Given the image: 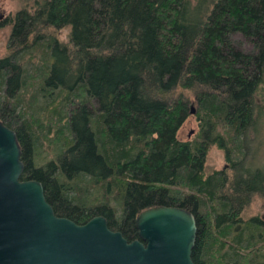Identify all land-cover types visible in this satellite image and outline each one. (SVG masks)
<instances>
[{"label": "trees", "instance_id": "16d2710c", "mask_svg": "<svg viewBox=\"0 0 264 264\" xmlns=\"http://www.w3.org/2000/svg\"><path fill=\"white\" fill-rule=\"evenodd\" d=\"M30 6L11 16L0 57V85L19 106L12 126L19 178L39 180L45 194L60 188L81 204L93 195L99 214L120 209L117 222L148 205L184 207L195 217L194 264H264V224L239 219L252 194L264 193V164L245 163L261 113L256 96L264 93V0ZM235 32L249 50L233 45ZM35 57L43 62L27 79L22 65ZM191 96L197 138L178 139ZM212 145L227 166L205 173Z\"/></svg>", "mask_w": 264, "mask_h": 264}, {"label": "water", "instance_id": "95a60500", "mask_svg": "<svg viewBox=\"0 0 264 264\" xmlns=\"http://www.w3.org/2000/svg\"><path fill=\"white\" fill-rule=\"evenodd\" d=\"M16 133L0 121V264H194V214L156 204L139 210L128 241L102 215L83 224L56 216L37 179H20ZM144 241V242H142Z\"/></svg>", "mask_w": 264, "mask_h": 264}, {"label": "rangeland", "instance_id": "374dc122", "mask_svg": "<svg viewBox=\"0 0 264 264\" xmlns=\"http://www.w3.org/2000/svg\"><path fill=\"white\" fill-rule=\"evenodd\" d=\"M32 2L33 0H0V57L4 55L7 51L6 46L9 42L11 16H13L15 11L24 4L31 8L30 5L32 4ZM66 32L67 27H63L58 29L57 35L59 38H65ZM230 38L236 48L244 51L250 49L249 42L241 34L236 32L232 33L230 35ZM42 62L43 61H41L38 57H35V59L31 58V60H28L26 63H24V65H22L23 68L25 67L24 70H26L25 74L27 76V79H32V77L35 76V73L33 72L34 67L40 65ZM29 85H31V82ZM33 86H36V84H34ZM2 93L0 90V95ZM256 97L259 104H261V113L255 124L256 130H250V133L248 134L249 137L252 138V150L251 154H249L250 158H247L245 163H247L246 165H250L249 163L251 162V165L253 166H260L264 164V93L259 91ZM191 99L192 101H190L191 103L189 104V112L181 122L176 132V136L178 139L185 140L197 138L198 126L197 119L194 114L196 103L193 100L192 96ZM8 100L14 101L13 98H9ZM39 100H41V97H39ZM55 106L58 107L59 105L56 104ZM17 109L19 110V106ZM42 113L45 112L43 111ZM36 117L39 118V116ZM39 119H41V117ZM53 135L54 131L50 132V136ZM36 153L39 154L41 157L43 156L45 158H49L51 156L50 151L47 152L43 151L42 149H38ZM226 166L227 163L223 159L222 150L215 147L214 145L208 147L205 156V161L203 164L204 172L208 173L213 169H220ZM93 197V195L90 197V202L94 201ZM114 214L115 216H118L120 214V209L118 207H116ZM254 216L260 219L261 224H264V193L252 194L248 203L241 210L239 214V219L241 221H246L248 218Z\"/></svg>", "mask_w": 264, "mask_h": 264}, {"label": "flooded vegetation", "instance_id": "af4514ba", "mask_svg": "<svg viewBox=\"0 0 264 264\" xmlns=\"http://www.w3.org/2000/svg\"><path fill=\"white\" fill-rule=\"evenodd\" d=\"M8 85H9L10 90H11L10 94H12V90H13V88H16V85L13 88H11V86L14 85L12 82H10V84H8ZM7 87L8 86L6 83H2L0 85L1 93L3 92L0 95V121L3 125L12 129V126L15 124V122L17 120L18 109H17V105L14 101H10L6 98L7 97L6 95L9 93L7 91ZM12 130H14V129H12ZM42 191H43V188H42ZM43 196H44L45 200L51 206L52 211L56 216L67 218V219L73 221L75 224H83L88 219H90L91 217H93L95 215H102V214L98 213L96 201L89 202L88 204L87 203L81 204L78 202H73V201L69 200V197L65 196L62 193L60 188L52 187L46 194L43 191ZM153 205H156V204H153ZM148 206H152V205H148ZM145 207H147V206H145ZM145 207H143V208H145ZM137 212H135L130 217L129 220L125 221L123 219H120L119 220L120 222H117L118 219L114 213H112L108 217H106L105 215H102V216L105 217L107 224H108V222H114V224H116V225L117 224L126 225V228H124L123 232H121L120 230L119 231L128 241H130V240L135 239V238L139 239V237L137 235V229L134 226V216ZM142 242H144V241H142Z\"/></svg>", "mask_w": 264, "mask_h": 264}]
</instances>
